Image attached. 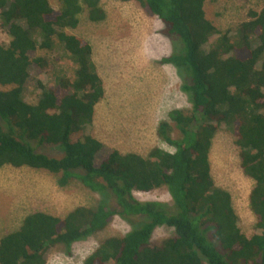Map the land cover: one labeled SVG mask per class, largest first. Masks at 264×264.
<instances>
[{
  "label": "trees",
  "instance_id": "trees-1",
  "mask_svg": "<svg viewBox=\"0 0 264 264\" xmlns=\"http://www.w3.org/2000/svg\"><path fill=\"white\" fill-rule=\"evenodd\" d=\"M116 1L138 4L172 40L161 63L176 68L192 105L158 123V137L175 151L105 155L90 132L106 87L92 46L68 30L79 27L83 13L91 23L104 22L101 0H57L58 8L50 0H0V169L45 171L61 188L80 181L102 196L96 208L77 207L64 218L29 214L0 239V264H47L54 247L71 248L116 216L132 231L105 239L85 264H264V0H246L241 23L226 29L208 19L207 0ZM65 57L73 58L70 73L61 66ZM43 75L49 85L35 78ZM33 81L41 95L27 103L23 93ZM221 132L234 138L242 172L254 181L250 234L231 193L212 177L210 154ZM43 146L61 155L42 153ZM163 188L172 206L135 198ZM160 227L174 234L153 244Z\"/></svg>",
  "mask_w": 264,
  "mask_h": 264
},
{
  "label": "rangeland",
  "instance_id": "rangeland-1",
  "mask_svg": "<svg viewBox=\"0 0 264 264\" xmlns=\"http://www.w3.org/2000/svg\"><path fill=\"white\" fill-rule=\"evenodd\" d=\"M50 1L58 8L57 0ZM101 2L107 12L104 22L91 23L83 13L79 27L68 30L69 34L90 43L93 63L106 87V98L97 107L90 132L104 143L105 155L108 151L119 150L147 157L155 147L174 152L175 148L158 137V123L166 120L173 109L186 110L192 105L180 89L182 82L176 68L161 63L172 52V40L163 34L165 26L162 22L148 16L138 4L116 0ZM249 4L250 1L246 0H207V17L223 29L230 28L241 23L242 12L245 14ZM219 13L221 17L217 16ZM4 41L7 45L6 37ZM70 60L65 57L61 62L67 73L73 71ZM35 78L49 85L46 76ZM36 85L33 81L24 91L25 102L34 103L41 95ZM174 138H178L176 130ZM41 149L51 156L61 155L55 148L43 146L40 152ZM210 161L215 184L231 193L243 232L250 234L254 218L249 209V193L254 181L243 174L239 149L231 135L218 133ZM57 181L56 176L45 171L10 166L0 169V239L17 231L24 218L35 211L64 218L77 207L96 208L102 200L100 193L93 192L80 181H73L66 188L59 187ZM135 198L141 202L156 201L170 206L173 203L165 188L149 194L135 193ZM108 204L111 209L117 207L115 199L111 198ZM133 222L139 223L136 219ZM132 229L131 223L116 216L105 230L75 243L71 248L65 245L54 247L47 264H84L105 239L124 236ZM174 231L167 227L156 229L153 244L173 236Z\"/></svg>",
  "mask_w": 264,
  "mask_h": 264
},
{
  "label": "bare ground",
  "instance_id": "bare-ground-1",
  "mask_svg": "<svg viewBox=\"0 0 264 264\" xmlns=\"http://www.w3.org/2000/svg\"><path fill=\"white\" fill-rule=\"evenodd\" d=\"M114 3V2H113ZM120 4V3H119ZM123 5V4H122ZM147 9V8H146ZM145 10V9H144ZM147 12V11H146ZM100 21V20H99ZM112 23V22H111ZM47 54V53H46ZM162 62V61H161ZM189 76V75H188ZM237 157V156H236ZM231 159V158H230ZM232 162V161H231ZM213 166V165H212ZM213 171V170H212ZM22 172V171H21ZM23 175V174H22ZM250 194V193H249ZM86 260V259H85ZM85 264V263H84Z\"/></svg>",
  "mask_w": 264,
  "mask_h": 264
}]
</instances>
